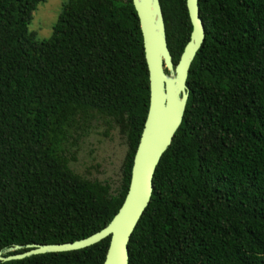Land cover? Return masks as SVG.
Instances as JSON below:
<instances>
[{"label": "trees", "instance_id": "1", "mask_svg": "<svg viewBox=\"0 0 264 264\" xmlns=\"http://www.w3.org/2000/svg\"><path fill=\"white\" fill-rule=\"evenodd\" d=\"M45 0H0V250L62 244L104 228L128 190L149 105L131 0H66L51 36L28 26ZM176 64L191 32L185 0H159ZM204 41L182 121L128 242V264H264V0H198ZM127 147L121 184L75 172L66 145L90 118ZM85 249L0 264H102Z\"/></svg>", "mask_w": 264, "mask_h": 264}, {"label": "water", "instance_id": "2", "mask_svg": "<svg viewBox=\"0 0 264 264\" xmlns=\"http://www.w3.org/2000/svg\"><path fill=\"white\" fill-rule=\"evenodd\" d=\"M131 1L139 22L148 70L149 105L133 157L128 190L118 212L104 228L86 238L62 244L28 245L24 252L13 255L7 253L22 247L0 250V262L77 251L109 237L102 264H128V242L149 204L155 169L181 124L188 99V70L205 36L198 0H185L192 29L178 62L174 64L167 47L159 0Z\"/></svg>", "mask_w": 264, "mask_h": 264}, {"label": "rangeland", "instance_id": "3", "mask_svg": "<svg viewBox=\"0 0 264 264\" xmlns=\"http://www.w3.org/2000/svg\"><path fill=\"white\" fill-rule=\"evenodd\" d=\"M66 0H45L32 14L28 26L38 41L51 36L52 26ZM66 145L71 168L80 175L110 185L115 192L121 184V166L126 154L125 138L116 125L101 118L80 123Z\"/></svg>", "mask_w": 264, "mask_h": 264}]
</instances>
